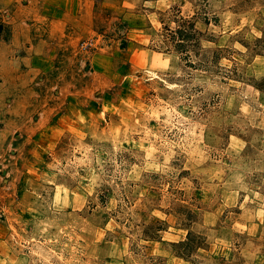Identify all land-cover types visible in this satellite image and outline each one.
<instances>
[{
	"label": "rangeland",
	"instance_id": "rangeland-1",
	"mask_svg": "<svg viewBox=\"0 0 264 264\" xmlns=\"http://www.w3.org/2000/svg\"><path fill=\"white\" fill-rule=\"evenodd\" d=\"M0 14L2 40L17 15L49 35L33 81L62 120L0 151V264H264V0Z\"/></svg>",
	"mask_w": 264,
	"mask_h": 264
},
{
	"label": "crops",
	"instance_id": "crops-1",
	"mask_svg": "<svg viewBox=\"0 0 264 264\" xmlns=\"http://www.w3.org/2000/svg\"><path fill=\"white\" fill-rule=\"evenodd\" d=\"M10 23L12 36L9 40L0 38L1 154L11 148L14 135L20 130H62V120L58 122L60 116L52 115L51 118L48 109H43L45 105L35 89L38 82L33 81L43 82V75L56 64L45 48L32 41L38 34L41 40H47L49 35L42 33L38 23L27 22L25 16H14ZM54 33L62 36L60 32L51 35Z\"/></svg>",
	"mask_w": 264,
	"mask_h": 264
},
{
	"label": "trees",
	"instance_id": "trees-1",
	"mask_svg": "<svg viewBox=\"0 0 264 264\" xmlns=\"http://www.w3.org/2000/svg\"><path fill=\"white\" fill-rule=\"evenodd\" d=\"M6 28H7V26H6L5 22L3 21L1 14H0V36L6 31ZM181 244H182V246H186V247H189L191 249L193 247V246H189V244H190L189 241H188V243L182 242Z\"/></svg>",
	"mask_w": 264,
	"mask_h": 264
}]
</instances>
